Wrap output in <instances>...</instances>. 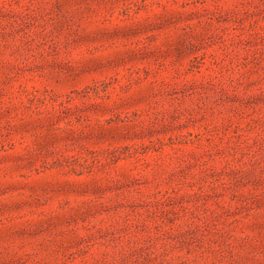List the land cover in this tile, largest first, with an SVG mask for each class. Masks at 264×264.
I'll return each instance as SVG.
<instances>
[{"label":"rangeland","instance_id":"1","mask_svg":"<svg viewBox=\"0 0 264 264\" xmlns=\"http://www.w3.org/2000/svg\"><path fill=\"white\" fill-rule=\"evenodd\" d=\"M0 264H264V0H0Z\"/></svg>","mask_w":264,"mask_h":264}]
</instances>
